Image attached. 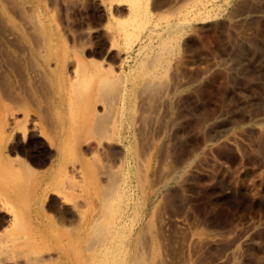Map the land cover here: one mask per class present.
Returning a JSON list of instances; mask_svg holds the SVG:
<instances>
[{
    "label": "rangeland",
    "instance_id": "obj_1",
    "mask_svg": "<svg viewBox=\"0 0 264 264\" xmlns=\"http://www.w3.org/2000/svg\"><path fill=\"white\" fill-rule=\"evenodd\" d=\"M141 5L0 0V264L124 210L161 264H264V0Z\"/></svg>",
    "mask_w": 264,
    "mask_h": 264
},
{
    "label": "bare ground",
    "instance_id": "obj_2",
    "mask_svg": "<svg viewBox=\"0 0 264 264\" xmlns=\"http://www.w3.org/2000/svg\"><path fill=\"white\" fill-rule=\"evenodd\" d=\"M127 1L130 2V4L133 6V9H134L133 14L135 15V17L133 18L134 19L133 21H137L141 12L143 11V10L141 11L142 0H127ZM96 66H97V64H96ZM79 68H81V67H79ZM84 71H86V70H84ZM102 83L100 85L103 87L104 84L102 85ZM108 87H110V86L108 85ZM113 88L116 89V87H113ZM108 89H110V88H108ZM108 89H106V90H108ZM107 95L104 97H107ZM117 95H115V97H118ZM101 96H103V95H101ZM109 99H110V96H109ZM113 188H115V187H113ZM114 190L115 189H113V191ZM123 192H125V191H123ZM3 195L4 194L0 191V196L2 197ZM118 195H120V194H118ZM154 195L155 196L157 195L156 190L154 191ZM112 211H113V208H112ZM121 211H123V210H121ZM128 212H129V210H124L123 212H120L119 215L117 214L118 216H116L112 225L110 223V225L107 226V229L105 230V232L101 231L102 233L97 235L96 237H94V239L91 238V236H90L91 234H90V231L88 229L85 232L81 231L79 233H74L73 235H70L68 237V242L70 244H72L74 250L68 251V252L61 250L59 252L58 258L61 261H65V260H68L70 262L73 261L74 262L73 264H161L162 260H163V258H161L162 253L160 254V251L158 249V245H157L155 239L151 238L149 240V242H145L144 236L147 235L146 232L144 235V232L142 230L138 229L139 230L138 231L136 229L135 223L130 224L128 222V216H129ZM102 216L103 215H100V217H102ZM101 219H99L100 222L95 219L96 220L95 223H97V222L101 223ZM95 220L93 219L91 223H86V224L90 225V227H91L92 225H94L93 223ZM98 224H96V225H98ZM82 225H83V223H82ZM104 225H105V223L103 224V226ZM98 226H100V225H98ZM81 227H83V226H81ZM144 228H143V230H144ZM79 229H81V228H79ZM100 230L101 229H99V231ZM92 232L93 231H91V233ZM98 232H97V234H98ZM84 244H86V245H84Z\"/></svg>",
    "mask_w": 264,
    "mask_h": 264
}]
</instances>
